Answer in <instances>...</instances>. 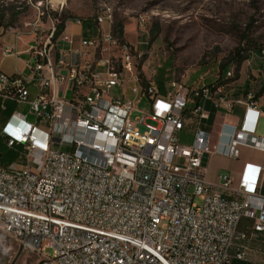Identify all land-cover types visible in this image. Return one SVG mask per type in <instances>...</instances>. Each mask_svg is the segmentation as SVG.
I'll use <instances>...</instances> for the list:
<instances>
[{"label": "built area", "instance_id": "obj_1", "mask_svg": "<svg viewBox=\"0 0 264 264\" xmlns=\"http://www.w3.org/2000/svg\"><path fill=\"white\" fill-rule=\"evenodd\" d=\"M88 22L89 36L77 40L65 28L55 38L52 20L47 38L29 49L28 73L0 71V96L34 117L18 113L5 132L9 146L23 145L26 162L0 166V234L37 264L251 262L248 245L231 250L264 235V163L245 162L237 177L211 182L202 159H237L242 146L264 154L253 95L230 101L206 74L192 84L169 78L161 89L156 70L139 69L137 46L114 33V13L105 7ZM207 101L246 106L239 123L221 124L224 144L202 127ZM192 123L194 140L184 144L179 134Z\"/></svg>", "mask_w": 264, "mask_h": 264}, {"label": "rangeland", "instance_id": "obj_2", "mask_svg": "<svg viewBox=\"0 0 264 264\" xmlns=\"http://www.w3.org/2000/svg\"><path fill=\"white\" fill-rule=\"evenodd\" d=\"M105 7L114 13L112 26L122 22L127 40L137 46L139 69L146 75L152 70L157 75L163 71L165 80L191 83L208 71L209 76L236 48L251 51L254 44L264 46V0H0V14L4 13L6 22L33 29L44 39L50 32L53 12L90 21ZM38 18L42 22L36 27L26 25ZM257 133L264 135L263 119ZM196 201L200 202L199 198ZM251 223L244 218L240 228L249 232ZM241 244L255 250L250 252L251 264H264V235H249L242 242L236 241L233 249ZM53 253V249L45 250L47 255ZM36 262V256L21 252L0 234V264Z\"/></svg>", "mask_w": 264, "mask_h": 264}, {"label": "crops", "instance_id": "obj_3", "mask_svg": "<svg viewBox=\"0 0 264 264\" xmlns=\"http://www.w3.org/2000/svg\"><path fill=\"white\" fill-rule=\"evenodd\" d=\"M39 23L42 21L38 18ZM92 27L91 22H84V24L79 25L73 22V20H68L66 22V32L73 34L78 40L81 36H89L88 29ZM126 28L124 29V36L126 38ZM40 35L37 32L31 30L20 29L18 27H11L5 31H0V71L8 75L28 73L27 68L28 62L30 61L31 54L29 49L31 46L36 44L37 39ZM12 46L13 50L10 55H4L3 51L5 47ZM264 57L259 53H253L251 58L245 60L240 67L239 72H236L234 67H229L224 73H221L220 68L217 67L213 69L209 76V71L206 74V82L208 84L223 85L224 90L228 93V100L236 99H248L249 94H252L254 100L257 102L258 109L262 111L258 124L261 119L264 120V67H263ZM234 70L233 77H226L228 70ZM231 71V70H230ZM232 71L228 72L227 76H231ZM200 76V75H199ZM199 76L193 81L195 82ZM188 84H192L193 83ZM30 94L33 97L37 88L33 85L29 87ZM205 108L209 112V117L203 120L202 127L205 130L212 132L213 142L224 144L226 141V136L221 135L219 130L221 124L225 123H239L245 112V104L234 103L231 107L222 106L217 108L212 101H207L205 103ZM21 113L26 116V120L33 121L34 117L28 112V107L25 105H20L11 99H3L0 96V165L6 167L7 169L13 167H22L25 165V157H21L15 162H11L8 155H3L7 147H10L6 143V131L10 127L9 121L17 122V114ZM194 123L187 125L179 134L180 141L184 144H190L194 140ZM258 128V126H257ZM258 134V133H257ZM221 135V136H220ZM260 135V134H258ZM264 136V135H263ZM23 148L22 144H19ZM254 162L263 164L264 154L256 149L248 148L242 146L240 148V157L237 159H230L221 154H205L202 159V165L206 169V176L209 181L215 182L218 180V176L221 173H231L235 177L245 162ZM262 193L264 194V183L262 187ZM252 224V223H251ZM249 226V225H247ZM251 226V225H250ZM249 226V227H250ZM245 230V229H242ZM249 246V255L252 246ZM236 249L231 250L232 254H235ZM236 262V260H235ZM242 264H251L250 262H240Z\"/></svg>", "mask_w": 264, "mask_h": 264}, {"label": "trees", "instance_id": "obj_4", "mask_svg": "<svg viewBox=\"0 0 264 264\" xmlns=\"http://www.w3.org/2000/svg\"><path fill=\"white\" fill-rule=\"evenodd\" d=\"M53 18L54 20H56V30L54 33V37L56 38L57 36L60 35V33L64 30L65 28V24L68 20H71L73 17L71 14L69 13H62L59 14L58 12H53ZM14 27V21H5V15L4 13L0 14V29H2L3 31ZM113 31L116 35H118L120 38L125 37L124 36V26L122 22H118L113 26ZM245 37L242 39V41H244ZM251 51H246V49L244 47H238L236 48L233 52L230 53V55H228L226 57L225 60H223L220 65V71L221 73H224L226 71V69H228L229 67L233 66L236 72H239L241 64L247 60L249 58L250 55H252V53H261V51L263 50L264 46H258L256 44L253 45V47H251ZM232 71V75L231 76H226V77H233L234 76V70L230 69ZM157 80L159 83L160 88L162 89L163 87V83L165 81L164 75H163V71L160 72V74L157 76ZM7 137V135L5 136ZM6 143L8 144V137L6 138ZM3 155H8L10 157L11 162H15L18 159H20L21 157H24V150L22 149V147L19 146V143H15L10 147H7L6 151L3 153ZM1 167H4L2 165H0ZM6 168V167H4ZM236 260V262H235ZM237 259H233L231 264H242L239 263ZM243 262V261H240Z\"/></svg>", "mask_w": 264, "mask_h": 264}, {"label": "bare ground", "instance_id": "obj_5", "mask_svg": "<svg viewBox=\"0 0 264 264\" xmlns=\"http://www.w3.org/2000/svg\"><path fill=\"white\" fill-rule=\"evenodd\" d=\"M104 6H108V5H104ZM107 9H109V12H112L111 8L107 7ZM101 11H105V9L104 10H101Z\"/></svg>", "mask_w": 264, "mask_h": 264}]
</instances>
